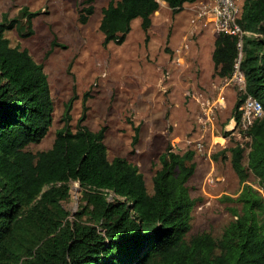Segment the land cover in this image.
Returning a JSON list of instances; mask_svg holds the SVG:
<instances>
[{"label":"trees","instance_id":"obj_1","mask_svg":"<svg viewBox=\"0 0 264 264\" xmlns=\"http://www.w3.org/2000/svg\"><path fill=\"white\" fill-rule=\"evenodd\" d=\"M165 1L176 13L197 0ZM160 5L159 0H110L100 21L105 42H123L137 17L148 32ZM85 10L82 22L94 6ZM38 13L24 6L20 16L3 13L0 19V264H264V115L247 131V166L242 143L227 148L243 183L236 198L225 196L240 205L233 208L234 218L220 236L191 234L193 149L167 148L150 192L136 163L120 155L109 158L106 127L79 124L73 130L66 122L50 148H29L48 134L54 99L44 64L12 45L6 31L33 33ZM239 23L248 32L240 63L247 92L264 106V0H242ZM237 56L236 37L218 33L212 53L216 74L230 76ZM241 102L238 96L236 117ZM250 172L261 189L247 182ZM72 180L80 182L83 199L73 215L64 204Z\"/></svg>","mask_w":264,"mask_h":264},{"label":"rangeland","instance_id":"obj_2","mask_svg":"<svg viewBox=\"0 0 264 264\" xmlns=\"http://www.w3.org/2000/svg\"><path fill=\"white\" fill-rule=\"evenodd\" d=\"M109 2L0 0V19L3 13L9 18L20 16L24 6L30 11L39 10L33 18V33L21 35L15 27L6 31L12 45L28 49L44 64L54 99L53 124L48 134L41 141L31 143L29 148L34 152L50 148L56 131L66 122L73 130L79 124L93 130L106 127L109 158L120 155L136 163L150 192L153 191L154 174L162 165L160 155L167 148L181 152L193 149L196 168L188 181L193 199L191 234L209 231L220 236L234 218L233 208L240 207L236 200L225 196L236 198L243 187L227 148L242 143L246 147L243 163L248 165L250 141L244 133L229 135L225 141L219 137L227 134L238 90L233 85L224 89L226 105L216 110L215 134L206 132L202 123L204 107L218 99L222 85L215 67L211 73L201 74L199 69L191 71L192 62L189 65L188 60H182L179 64L183 69L169 78L166 64L164 66L161 58L154 59L151 55L153 50L158 55L169 51L164 38L174 25L189 20L188 10L175 13L163 5L166 12L155 17L159 24L166 14L164 30L168 33L162 39L160 35L155 37L144 31L137 17L132 20L131 30L123 42L106 43L100 21L102 8ZM90 5L94 6V12L82 22L81 14L86 13L85 8ZM195 33L193 37H197ZM197 34L203 38L208 53L214 41L213 30ZM53 41L58 44L53 46ZM68 103L71 104L70 118L66 120ZM201 137L203 150L196 144ZM213 154H218V158ZM247 182L261 189L254 173H249ZM78 186V181H71V196L64 202L71 215L83 202Z\"/></svg>","mask_w":264,"mask_h":264},{"label":"built area","instance_id":"obj_3","mask_svg":"<svg viewBox=\"0 0 264 264\" xmlns=\"http://www.w3.org/2000/svg\"><path fill=\"white\" fill-rule=\"evenodd\" d=\"M241 13L242 0H208L198 6L196 16H193L191 19L193 25H198V20H202L203 24L207 27L212 24L216 32H225L237 39L238 56L235 61L234 70L230 76L220 77L222 85L220 86L221 92L218 99L212 103L208 102L207 107H204L203 110L202 123L204 130L215 134L213 132L216 128V110L226 105L224 89L230 85L237 88L239 96L242 99L238 108L239 117L233 115L234 124L228 126L227 134L219 136L224 138V141L229 135H241L242 133L251 141V137L247 134V131L257 119L264 115L262 102L247 92L246 76L240 67V63L244 58V40L248 34L239 23ZM184 39L182 48L179 50V55L176 57L177 61L185 60L184 51L190 48V37L186 36ZM196 144L199 150H203V137L199 138Z\"/></svg>","mask_w":264,"mask_h":264},{"label":"crops","instance_id":"obj_4","mask_svg":"<svg viewBox=\"0 0 264 264\" xmlns=\"http://www.w3.org/2000/svg\"><path fill=\"white\" fill-rule=\"evenodd\" d=\"M208 1V0H197L195 2H188L184 4L183 9L188 10V13L191 15L189 20H187L185 23L184 22H179L178 25H174L172 28V31H170V33L168 34L167 38H164V41H167V45L170 47L169 51L164 52L162 51L161 55H158L154 50L152 51V56L154 59H160L161 58V62H163L165 68H166V72L168 77H172V75H175L176 73H178L179 71H181V69H183L184 66H181L179 63H182V61H178L176 62V57L177 55H179V50H181L182 45L184 43V37L181 38V33H184V36H188L190 37V48L187 51H184L185 54V60H188L187 62L193 63V67L191 68V71L193 70L195 72V69H199L200 73H211L212 68H214V61L212 58V53H213V49H214V41L216 36L218 35L217 32L215 31L214 26L211 24L208 27L206 25L203 24L202 20H198V25H193L191 23V20L193 16H196L197 13V9L198 6L200 4H202L203 2ZM160 2V9L157 10L155 13H153L152 15V19H153V23L151 28L149 29V33L153 34V36L158 37V35H160V39H162L163 37H165L166 30H164L166 27L164 26V24L166 23V14L164 16V20H161V22L158 24L156 22V15L160 14V13H164L166 12L162 7L163 5L167 6L168 8L171 9V7H169V5L167 4V2L165 0H159ZM204 31V33L209 32L211 33V31L213 30V34H214V41H213V45L211 47H209L210 51L208 53H206L205 47H204V40L202 37L198 36V32L199 31ZM164 31V32H163ZM193 32H197L195 33L197 35V37H193ZM158 42H161L159 40H157ZM163 41V40H162ZM170 55L173 56V59H170ZM175 56V57H174ZM175 58V59H174ZM183 61V62H184ZM158 62V60H157ZM233 116L230 120V122L227 124V126H232L234 124L233 122ZM228 139V137H227Z\"/></svg>","mask_w":264,"mask_h":264},{"label":"water","instance_id":"obj_5","mask_svg":"<svg viewBox=\"0 0 264 264\" xmlns=\"http://www.w3.org/2000/svg\"><path fill=\"white\" fill-rule=\"evenodd\" d=\"M78 184H79V186L77 187V189H79L80 188V182L78 181Z\"/></svg>","mask_w":264,"mask_h":264}]
</instances>
